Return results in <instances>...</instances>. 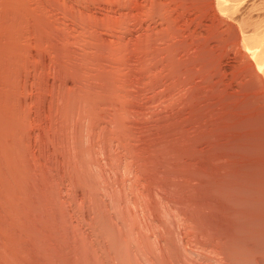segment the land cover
<instances>
[{
	"label": "bare ground",
	"instance_id": "obj_1",
	"mask_svg": "<svg viewBox=\"0 0 264 264\" xmlns=\"http://www.w3.org/2000/svg\"><path fill=\"white\" fill-rule=\"evenodd\" d=\"M233 1L0 0V264H264Z\"/></svg>",
	"mask_w": 264,
	"mask_h": 264
},
{
	"label": "rangeland",
	"instance_id": "obj_2",
	"mask_svg": "<svg viewBox=\"0 0 264 264\" xmlns=\"http://www.w3.org/2000/svg\"><path fill=\"white\" fill-rule=\"evenodd\" d=\"M233 1V0H232ZM236 2V0H234ZM233 1V2H234ZM238 7L236 8L235 5L232 3L230 5L234 6L231 10L233 15L225 16L226 18H231L230 21L232 24L240 31L246 34L251 35L252 32L258 30V28L264 27V0H239L237 1ZM236 11V12H235ZM228 18V19H229ZM246 30V31H245ZM254 30V31H253Z\"/></svg>",
	"mask_w": 264,
	"mask_h": 264
}]
</instances>
